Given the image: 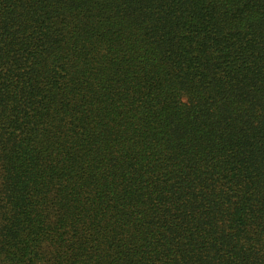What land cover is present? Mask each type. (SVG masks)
<instances>
[{"label": "trees", "instance_id": "1", "mask_svg": "<svg viewBox=\"0 0 264 264\" xmlns=\"http://www.w3.org/2000/svg\"><path fill=\"white\" fill-rule=\"evenodd\" d=\"M0 264H264V0H0Z\"/></svg>", "mask_w": 264, "mask_h": 264}]
</instances>
